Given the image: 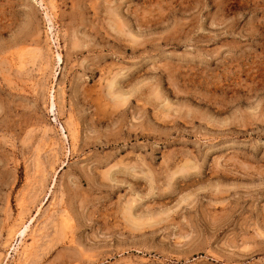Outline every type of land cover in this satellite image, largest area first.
Segmentation results:
<instances>
[{
  "label": "rangeland",
  "instance_id": "374dc122",
  "mask_svg": "<svg viewBox=\"0 0 264 264\" xmlns=\"http://www.w3.org/2000/svg\"><path fill=\"white\" fill-rule=\"evenodd\" d=\"M0 264H264V0H0Z\"/></svg>",
  "mask_w": 264,
  "mask_h": 264
},
{
  "label": "bare ground",
  "instance_id": "6f19581e",
  "mask_svg": "<svg viewBox=\"0 0 264 264\" xmlns=\"http://www.w3.org/2000/svg\"><path fill=\"white\" fill-rule=\"evenodd\" d=\"M115 21H116V19H115ZM110 23H111V21H110ZM115 29V28H114ZM117 32H118V30H117ZM124 33V31L122 30V31H119V33ZM113 85H114V82H112L111 84H110V87H109V89H110V92L109 93H113V95H114V91H113ZM113 91V92H112ZM155 93V92H154ZM115 98H117V99H119V101L120 100H122L123 101V99H125V97H123V96H121V95H119V96H115ZM116 100V99H115ZM193 166V165H192ZM191 166V167H192ZM188 169H186V171H187ZM182 171V170H181ZM187 173V172H186ZM134 211V206H133V203H131L130 205H128V207H127V213L129 214L128 216L129 217H133L132 216V212ZM136 213V212H135ZM127 215V214H126ZM127 216V217H128ZM128 217V218H129ZM129 220V219H128ZM130 220H131V222L130 223H132V226L134 227V229H136V230H140L141 229V227L143 226L140 222H139V220H137V219H134V220H132L131 218H130ZM153 225V224H152ZM26 230H27V227L25 228V230L22 232L24 235H25V233H26ZM27 254V253H26Z\"/></svg>",
  "mask_w": 264,
  "mask_h": 264
}]
</instances>
